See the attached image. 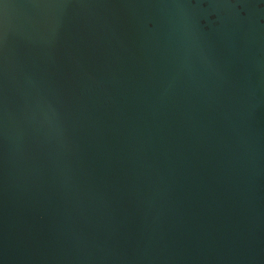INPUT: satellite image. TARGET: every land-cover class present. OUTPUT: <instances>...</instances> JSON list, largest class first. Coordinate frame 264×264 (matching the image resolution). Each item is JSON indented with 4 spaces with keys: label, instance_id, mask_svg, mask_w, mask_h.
<instances>
[{
    "label": "water",
    "instance_id": "obj_1",
    "mask_svg": "<svg viewBox=\"0 0 264 264\" xmlns=\"http://www.w3.org/2000/svg\"><path fill=\"white\" fill-rule=\"evenodd\" d=\"M0 264H264V0H0Z\"/></svg>",
    "mask_w": 264,
    "mask_h": 264
}]
</instances>
